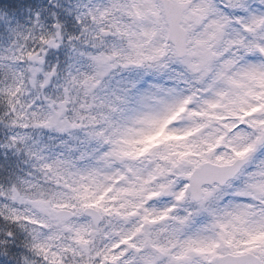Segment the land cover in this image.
<instances>
[{
  "label": "clouds",
  "instance_id": "clouds-1",
  "mask_svg": "<svg viewBox=\"0 0 264 264\" xmlns=\"http://www.w3.org/2000/svg\"><path fill=\"white\" fill-rule=\"evenodd\" d=\"M0 264H264V0H0Z\"/></svg>",
  "mask_w": 264,
  "mask_h": 264
}]
</instances>
